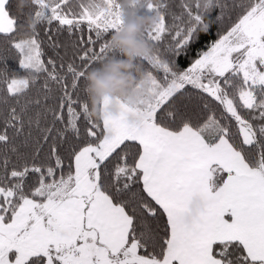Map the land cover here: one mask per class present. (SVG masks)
I'll use <instances>...</instances> for the list:
<instances>
[{"label":"snow or ice","instance_id":"1","mask_svg":"<svg viewBox=\"0 0 264 264\" xmlns=\"http://www.w3.org/2000/svg\"><path fill=\"white\" fill-rule=\"evenodd\" d=\"M0 264H264V0H0Z\"/></svg>","mask_w":264,"mask_h":264},{"label":"clouds","instance_id":"2","mask_svg":"<svg viewBox=\"0 0 264 264\" xmlns=\"http://www.w3.org/2000/svg\"><path fill=\"white\" fill-rule=\"evenodd\" d=\"M152 22L151 19L138 17L135 21L125 23L120 31L111 37L112 47L119 49L126 57L127 62L111 64L104 73L92 72L89 74V90L94 95L93 115H96V100L102 99L105 95L119 97L129 102H135L139 97L140 92L133 88L136 83L134 77L130 74L122 73L118 69L130 70L134 63L133 57L145 55L150 51V46L140 37L143 29ZM107 111L115 114L118 109L113 104L108 107ZM203 206V202L200 199L193 200L190 207V219L202 211Z\"/></svg>","mask_w":264,"mask_h":264},{"label":"trees","instance_id":"3","mask_svg":"<svg viewBox=\"0 0 264 264\" xmlns=\"http://www.w3.org/2000/svg\"><path fill=\"white\" fill-rule=\"evenodd\" d=\"M126 2H131V0H126ZM12 3H13V6H15L16 0H12ZM126 12L134 13L132 11H126ZM137 17H140V16L137 15ZM121 54H122V58L109 60L106 63L102 64L99 69H96L93 72L104 73L111 64L118 63V62L126 63L127 62L126 57L124 56V54L122 52H121ZM133 60H134V63L132 64V67H131L130 70H125V69L121 68V69H118V71H120L122 73L130 74V75L133 76V73L135 71V57H133ZM89 89H90V81H89ZM89 93H90V96L92 97V100H93L94 99V95L90 92V90H89ZM101 101H102V99H97L96 103L99 104Z\"/></svg>","mask_w":264,"mask_h":264},{"label":"rangeland","instance_id":"4","mask_svg":"<svg viewBox=\"0 0 264 264\" xmlns=\"http://www.w3.org/2000/svg\"><path fill=\"white\" fill-rule=\"evenodd\" d=\"M137 18H138V17H137L136 14H134V13H129V12H126V11H125V13H124V20H123V25H124L125 23L129 22V21H135ZM104 97H110V96L105 95V96L102 97V100H103Z\"/></svg>","mask_w":264,"mask_h":264}]
</instances>
